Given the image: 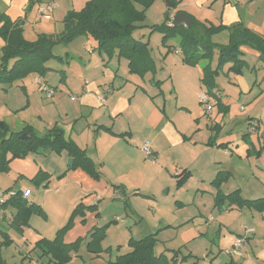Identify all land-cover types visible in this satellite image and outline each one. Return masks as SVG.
<instances>
[{
	"label": "rangeland",
	"instance_id": "374dc122",
	"mask_svg": "<svg viewBox=\"0 0 264 264\" xmlns=\"http://www.w3.org/2000/svg\"><path fill=\"white\" fill-rule=\"evenodd\" d=\"M85 1L56 0L58 7L66 11V13L63 14V12H60L61 14L58 15L53 14L54 21L63 23L66 15L69 12H78ZM173 9L167 6L165 0H156L144 11V22L141 24L143 27L133 32V38L147 42L153 63V70L143 75L144 77L142 76L144 82H142L139 74L129 71L126 59L117 57L115 54L111 57L105 54H99L95 43L92 40H86L85 36H78L66 44L56 45L52 50L53 54L60 56L62 60L49 61L47 67L50 70L39 78L47 82V85H54L55 81H58L56 82L58 84L59 78L62 75L61 70H63L66 73L65 76L71 78V84L75 83V79H79L83 83L88 84L95 81L96 77H100L102 75V69L107 67L116 73L115 76L118 81H120V78H127L131 82L138 81L139 79L140 82L146 84L149 94H153L156 91V88L152 84H155L159 80L162 83L158 82L165 90V96L168 97L169 91L173 89L172 80L174 79L178 85L182 78L184 79V76H186L188 81H184L178 87L176 85L177 91L184 99L183 101L189 112L191 110L195 114L200 112L198 117L209 124V120L202 113V105L199 104L197 99V95L200 93L206 94L209 91H207L208 87L199 81L197 74L200 73V70L202 72L205 66H210L211 69L215 68L218 54L215 50L213 56L209 59H201L194 66L185 67L188 65L182 62L184 56L176 52L177 50L180 51L178 46V33L174 32V35H171L169 33L170 31L164 28L167 16L168 18L172 17L170 14H172L171 11ZM31 39H33L32 36L28 37L27 41H31ZM211 40L212 42L220 43L224 40V37L218 39L214 37ZM1 44L2 39L0 38ZM88 48L93 50V55L88 54ZM69 51L78 58L81 57L83 61H93L86 69H81V65L75 66L77 62L73 58H69ZM195 66H198L197 68L199 70L193 68ZM226 68L216 78L214 88L222 96H225L229 102L230 100L237 99L238 90L229 83L231 82L232 76H226ZM35 76L37 75L27 76L24 80L23 87L17 81L11 84L0 83V122L8 126L11 131H22L23 126L26 127V125H29L32 132L37 136H41L49 128L48 126H51L50 129L56 126L62 129L61 124L49 125L54 114H57L53 107L54 99L62 96L64 98L63 103L67 105L71 96L74 95H69L67 90L63 89L60 92L57 89L58 91L55 97L46 98L33 82ZM152 77L153 80H151ZM121 83L122 81L119 82L118 87ZM131 87L130 84L126 86V89H130L128 91L130 92L129 94H131ZM257 88L263 92L258 94L256 99L240 100L238 106L232 105L230 108L225 123L227 124L233 117H236L237 122L233 125L232 132L225 135L223 133V126L222 131L218 134L219 136H227L230 140L237 139L239 142L238 147L233 151L235 154L229 164H234L235 171L242 173L243 177L239 178L234 175L232 181L238 183L242 188L247 187L249 190H253V187H258L251 174V169L247 162L248 159L244 156L245 151L241 138L243 135H246V130L243 126L244 113L256 105L260 113H262L260 121V128L262 129L258 132H252V134L246 135L245 137L251 142L255 139V144L258 146L257 138L255 137L264 136V82H259ZM195 91L196 95H194ZM180 100H178L179 103H176L174 99L169 100V107L171 105V108L174 109L172 110L176 113L174 120L184 128H192L191 132H194L197 128L193 115L188 111L177 109V106L179 107L180 102H182ZM153 102L159 104L158 102L161 101ZM174 104L177 106L174 107ZM62 107L64 108V106ZM148 108L142 111L148 112ZM238 108H242V110ZM243 111L245 112L243 113ZM213 112L217 113L216 107ZM81 123H83V128H79L80 131L85 130V126L87 125L85 124L86 122ZM64 128L67 131L70 129L69 127ZM210 132L214 133L206 125L203 126L201 124L200 131L197 130L195 133L197 134L195 140L197 142H203L202 140L204 138L206 140ZM84 135L85 133L81 137L82 140H84ZM68 139L71 140L70 138ZM261 144L263 143L260 142L259 145ZM181 152H186L184 146L179 147V153L176 152L175 158L177 160L178 158H182ZM220 152L221 154L213 150L203 151L202 146H198L195 152H191V159L195 156H201L198 164L191 170L193 177L185 183H181L179 186L174 177L177 173L174 169H171V162L168 159L164 163H156L157 166H153V163L149 162V160L144 165L147 159L142 155L141 159L134 164V169L131 168L130 171L124 173L119 172V167L116 164V166H108L103 171L101 169L102 165L95 163L98 168L99 179H91L95 185V193L97 196L95 199L97 202L89 206H95L96 208L94 211H86L82 218L76 217L66 234L71 231L68 235H75L77 237L85 231V228L103 229L104 237L99 243V247L103 251L101 254L102 257L91 259V255L87 253L84 243H81L78 253L73 255L69 264H108V261L114 260L117 255L130 251L128 241L131 238L138 240L149 234L156 235L154 236L157 241L155 253H163L167 257L176 255L177 264H210V262H214V264H228V262L222 260L223 257L229 259V256L222 255L220 251L228 247V239L225 238L222 240L221 236L216 238L212 237V240L209 235L204 237L200 234V231L209 227L205 224V220L209 217L214 218L218 216V212L215 207L214 192L210 194L209 191H204L205 189L208 190V186H202L199 178L203 172L216 173L217 165L213 164L214 161H221L222 164H228L227 160L229 157L224 155L223 151L220 150ZM40 154L43 153H29L26 157L17 158L10 163L8 171L0 173V189L6 190L7 188H12L19 191L28 189L31 192V196L27 201L33 202L32 204L38 206L41 210L39 214H31L29 226L23 227L21 233L7 226L6 223L0 222V259L5 260L7 264H20L22 259L27 257V254L32 253L31 249L35 241L42 235L49 239L53 238L55 232L67 223L76 204L82 201L84 205L86 200L78 190L80 187L78 182L80 181L68 179L63 175H59L60 177H58L49 174L45 182L32 181L34 173L39 171V166H44L34 159ZM57 154L59 153L53 152L50 160L47 162L51 161L54 155ZM238 155L243 156L240 159ZM121 165L123 164L121 163ZM22 169L25 171H20ZM104 182H106V186ZM113 186L117 188L115 191H118L115 194L111 192ZM196 189H198V196L195 199L192 196L193 193H190V196L186 194V192H191ZM178 199H182V202L185 204L183 207L178 208L175 206L174 201ZM159 208L162 214L159 217L161 219L160 221H158L159 219L156 220L157 218L155 216L158 214ZM237 215L229 214L226 218H230V221L236 223V226H241V235H243L245 230L243 226L246 225L243 224L244 221L242 219L236 220ZM5 216L7 217V215ZM174 222L177 223L168 227L169 224ZM220 234H222V231ZM9 239H11V242L4 244ZM256 240L258 247L264 246V240ZM259 249L261 248L259 247ZM259 249L255 252H258ZM36 251L32 254L35 255V260L39 261ZM243 251L244 257H247V255L248 257H253L251 252L253 251V245L250 248L246 242ZM42 262L45 264L47 258H43ZM24 264H28V261H25ZM235 264L242 263L235 262ZM249 264H264V261L254 258Z\"/></svg>",
	"mask_w": 264,
	"mask_h": 264
},
{
	"label": "crops",
	"instance_id": "0c3cea01",
	"mask_svg": "<svg viewBox=\"0 0 264 264\" xmlns=\"http://www.w3.org/2000/svg\"><path fill=\"white\" fill-rule=\"evenodd\" d=\"M46 1L48 0H0V13L7 16L13 22L16 20H22L23 37L28 40V37L32 36L33 39H31L30 42H33L39 35H58L62 33L64 29L63 23L54 21L53 18V14L58 15L61 14L60 12H63V14L66 13V11L58 7V4H56L55 9L50 12L51 18L49 20H45L38 16L39 14L37 13V6L39 5V3H44ZM54 1L56 3V0ZM87 1L88 0H86L84 4ZM175 1L177 5L171 11L172 14L170 15H172V17L177 13H182L189 18L196 19L197 21L203 22L205 24H211L214 26L221 25L222 27L230 29H232L233 27L246 28L252 33L264 37V0ZM83 5L81 6V8L83 7ZM228 36L229 31L223 29L219 33L214 34L212 38L215 37L216 39H218L224 37V40L220 43H213L217 45H226L228 42ZM88 39L92 40L90 37H86V40ZM3 43L4 42L2 40L0 49L3 46ZM87 50L89 55H93L92 49L90 50L88 48ZM239 51L241 52L240 57L244 62V66L241 72L237 74L233 72H227L230 65H226L220 72H218V74L214 78L215 82L218 75L224 70L225 67H227L225 74H227L226 76H232L231 82L229 83H231L236 88V90H238L237 99H234L232 101L230 100L228 102L226 97L222 96L219 91L214 88L211 93L206 92L205 94L209 98L208 104L211 107L210 112L207 113L198 99L199 95L204 93H200L199 95H197L198 102L200 105H202L203 108L202 113L209 120V124L198 117L200 112L198 114H195L194 112H192V110L191 112H189L187 106H185V102L183 101L184 99L179 95L177 91V84L174 79L172 80L173 89L169 91L168 97L165 96V90L162 88V85L158 83L159 80L156 81L155 84H152V82L150 81L151 84L156 88V91L153 92V94H149L146 88V84L142 83L144 82L142 79L144 76H141L142 82H140L139 79L138 81L131 82L127 78H120V81H122V85L120 84L118 87L120 81L116 80V73L107 67L102 69V75L100 77H96L95 81L88 84L85 82L83 83V81H80L79 79H75V83L71 84V78L66 77V73L63 70H61L62 75L59 78V83L56 84V82L58 81H55L54 85L49 84L50 87L55 89V95L58 90L62 92L61 90L63 89L67 90V92H69V95H74L71 96L74 97V100L69 99L70 101H68L67 105L63 103L64 98L62 96L56 97L54 99L53 107L57 114H54L53 118L50 120L49 125L61 124V130L63 131L64 136L66 138H70L71 141L76 145V147L84 151L86 156L91 159L94 164H101V169H103V171H105L108 166L111 167L116 165H118L119 167V172L124 173L130 171L131 168L134 169V164H136L143 155L145 159H147L144 165L147 164L149 160V162L153 163V166H157L156 163H164L166 159H168L171 162V169H174V171H176L177 173L174 176L176 180L182 172L188 173V175L183 178L182 181V183H185L188 179L193 177V174H191V170L198 164L201 158V156L199 155L198 157L195 156L193 157V159H191V152H195L198 146H202L203 151L213 150L214 152L220 154L221 150L224 152V155L229 157V159L227 160L228 164H222L221 161H214L213 164L217 165L216 173L203 172L201 173L199 178L202 186H208V190L205 189L204 191H209L210 194L214 192L215 196L219 192L220 195L224 196L221 207H217L215 203L218 216L214 218L209 217L208 219H206L205 224L209 227L200 231L201 235H203L204 237L209 235L212 240V237L216 238L221 236L222 240L225 238L228 239V247L220 250L222 255L225 256L223 251L232 245L234 238L242 234V231L240 230L242 229L240 228L241 226H236V223L230 221V218H226L229 216V214H238L236 216V220L242 219V221H244L243 224L246 225L243 226L244 229L252 228L254 230L252 234L248 235V239L246 241L247 245L249 244L250 248L253 245V251H251L253 257H248V255L247 257H244V255L242 257L229 256V259L223 257L222 261H226L228 262V264H235V262L249 264L252 260H254V258L256 260L264 261V246H259L261 248L259 249L257 245L258 242L256 240H264V211L258 212L246 206L237 207L231 205L228 203V200L226 198L227 195H230L235 191H239L241 198L244 200H256L264 198V136L255 137L257 138L256 140L258 142V146L255 144V139L251 142L245 137L246 135L252 134V132L249 133L247 131L248 121H250L251 124H254L255 126V130L253 132H258L260 131V129H262L260 128L262 113H260V110H258V108L256 107L257 105L255 107L249 108V110L247 111L245 110L246 112L243 111V113L245 112L243 116V126L246 130V135L242 136L241 142H243L244 145V148L242 147L245 151L244 156L248 159L247 162L249 168L251 169V174L254 177L258 188L253 187V190H249L247 189V187L242 188L238 183L232 181L234 175L239 178L243 177L242 173H237L235 171L234 164H229V162H231L233 158V155L235 154L233 151L238 147L239 142L237 141V139L230 140L227 138V136L218 135L222 131L223 126V133L225 135L231 133L233 125L237 122L236 117H233L229 122H227V124L225 123L226 117L227 115H229V111L232 105L238 106L240 100L252 98L256 99L258 97V94H261L263 92L257 88V84L259 82H264V56L261 55L260 51L250 46H240ZM176 52L180 55L179 50H177ZM69 55V58H73V60L77 62L75 66H82L81 69H86V67L93 61H83L81 60V57L78 58L70 51ZM197 67L198 66H195L193 68ZM199 72L200 73L197 75L199 77V81L201 82L203 74L201 70ZM24 80L18 82V84L22 87L24 85ZM151 80H153V77ZM184 81H188L186 79V76H184V79L182 78L179 84L184 83ZM128 84L132 86L131 94H129L130 92H128L130 91V89H126V86ZM107 88L111 90V93L107 95L106 103L103 105L99 103L97 98L99 96L105 95V90ZM194 95H196V91L194 92ZM173 99L176 100V103H179V99H181L180 101H182L180 102L181 104L179 107L176 104H174V107L177 106V109L188 111L189 113H191V115H193L194 120L196 121L197 128L194 132H191L192 128H184L183 126H181V124H178V122L174 120L176 113H174V109L171 108V105L169 107V100ZM159 100L161 101L158 102L160 105L153 102ZM62 106H64V108ZM215 107L217 108V113L213 112ZM145 108H148V112L142 111ZM167 108L169 109L166 110ZM238 109L241 110V108ZM83 119H85V121H83ZM81 122H86L85 124L87 125L85 126V130L80 131L79 128H83V123ZM201 124L203 126L206 125V127L214 133L210 132L206 140L205 138H202L203 142H197L195 140L197 134L195 133L197 132V130L200 131ZM26 127L30 126L26 125ZM48 127L49 128H47V130L42 135H44L51 126ZM64 127H69V131L65 130ZM24 128L25 126H23V129ZM83 133H85L84 140L81 139ZM144 142L149 143V148L152 152L154 160L147 158L141 151V146ZM260 142H262L263 144L259 145ZM180 146H184V150H186V152H181L182 158H178L177 160L175 158L176 152L179 153ZM52 154L53 153H43L34 158L35 160L39 161V163H42V165H44L39 166L38 169L45 171L48 175L51 174L58 177L63 175L68 179L80 181L78 182V185L80 186L78 190L82 193L84 198H86L84 205L89 206L96 204L97 200L95 199V197L97 196L95 193V185L92 183L91 177L88 176L80 168L71 169L72 166L69 167L67 165V161L71 158L67 155L66 152H61L60 154L54 155V158L51 161L47 162L48 160H50ZM242 156L238 155V158L241 159ZM121 163L123 165H121ZM20 171L25 170L22 169ZM220 172L223 173L226 178L224 182L220 184V187L217 191V189L213 185H211V183L216 175ZM36 173H34V176L36 175ZM104 185L106 186V182H104ZM115 190H117V188H114L113 186V189L111 191L112 194L113 192L114 194L118 192ZM197 192L198 189L191 192H186V194L190 196V193H193L192 196L195 199L198 196ZM30 196L31 192L29 197ZM28 203L30 204L33 202ZM80 203L83 202L81 201ZM174 204L178 208L185 205L182 202V199L174 201ZM2 212L3 215L2 217H0V222L6 223L7 226H10L16 230L15 227L10 225L15 212L14 209L4 208L2 209ZM5 215H7V217ZM161 215V209L159 208L158 214L155 215L157 218L156 220H158ZM160 220L161 219H159L158 221ZM176 223L177 222L169 224L168 227H170L171 225H175ZM91 229V227L85 228V231L81 234L82 236L79 235L77 237L75 235H68L71 232L70 231L69 233L64 235L63 241L64 243L68 244L74 242L78 238H82L83 243L85 244L87 241L88 233ZM221 231L222 234H220ZM227 232L230 234H228ZM41 238L49 239L42 235L36 241ZM8 242H11V239H9V241L5 242L4 244ZM258 249L259 251L255 252ZM36 252V255L39 256L40 253L38 251ZM32 253L27 254L28 260L26 259L25 261H29L28 264H38L37 260H35L34 258L35 255H33ZM238 258H240L241 261L238 260ZM24 262L20 264H24ZM0 264L7 263L5 262V260L0 259ZM210 264H214V262H210Z\"/></svg>",
	"mask_w": 264,
	"mask_h": 264
},
{
	"label": "trees",
	"instance_id": "16d2710c",
	"mask_svg": "<svg viewBox=\"0 0 264 264\" xmlns=\"http://www.w3.org/2000/svg\"><path fill=\"white\" fill-rule=\"evenodd\" d=\"M156 0H89L78 12H69L63 20L64 29L58 35H39L33 42L23 37L22 20L11 21L7 16L0 13V38L3 46L0 49V83L20 82L29 75L43 76L50 70L47 63L51 60H59L60 56L53 54V48L58 44H66L75 37H90L97 46L99 54L108 57L116 55L123 57L128 63L131 73L145 75L153 70V63L147 42L133 38V32L143 27L144 11ZM172 8L177 3L170 0ZM189 27L169 25L170 18H166L165 29L171 35L178 33V46L180 53L184 56L182 62L188 66H194L201 59H209L213 52H217L215 68L205 66L202 70L201 82L208 88L209 93L214 89V78L226 65H230L227 72L240 73L244 62L241 59L240 46H250L264 56V37L252 33L246 28L233 27L225 28L221 25L214 26L205 24L190 18ZM153 29V28H151ZM223 29L229 31L226 45H217L212 42L214 34ZM34 80V79H33ZM159 83V82H158ZM251 123L248 121V124ZM21 135L27 138L21 139ZM61 153L66 152L73 160L71 169L80 168L88 176L99 179L97 166L89 159L85 152L64 136L63 131L53 127L44 135L37 136L30 127L22 131H11L8 126L0 122V173L9 170L10 163L17 159L26 157L29 153ZM188 173L182 172L177 179L178 186ZM48 174L39 170L32 178L34 182H45ZM223 173H218L211 185L217 191L220 184L224 182ZM11 190V189H6ZM13 190V189H12ZM16 191V190H15ZM17 196L7 201L2 209H14L11 226L18 232L23 227L29 226V218L32 213H41L38 206L28 203L21 197V191H16ZM228 203L237 207L246 206L258 212L264 211V198L256 200H244L239 191L226 196ZM223 195L219 192L215 196L217 207H221ZM95 206H84L82 203L73 209L67 223L57 230L51 239L41 238L36 241L31 252L37 250L40 255L38 264H43V258H47L45 264H69L73 255L79 251L82 238L72 243H64L63 238L71 228L76 217H84L86 211H94ZM83 222V221H82ZM103 229H92L88 233L87 241L84 244L87 253L95 259L101 256L102 250L99 247L103 239ZM156 235L150 234L142 239H130L128 246L130 251L120 254L108 264H177L176 255L167 257L165 254H156ZM6 242V241H5ZM4 242V243H5ZM26 258L22 259L23 263ZM28 260V259H27ZM29 262V261H28ZM85 264V263H82Z\"/></svg>",
	"mask_w": 264,
	"mask_h": 264
},
{
	"label": "built area",
	"instance_id": "2783aa9c",
	"mask_svg": "<svg viewBox=\"0 0 264 264\" xmlns=\"http://www.w3.org/2000/svg\"><path fill=\"white\" fill-rule=\"evenodd\" d=\"M55 7H56L55 1L54 0H48L44 3H39V5L37 6V11H38V14L41 18H43L45 20H49L51 18L50 12L52 10H54ZM169 25H171V23H169ZM33 82L38 86L39 91L43 95H45L46 98H52L55 95V89L50 87L49 85H47V83L45 81H43V79L36 77V78H34ZM110 93H111V90L109 88H107L105 90V95L99 96L97 98L99 103L104 105L106 103V97ZM198 99H199L200 103L203 105L205 111L207 113H209L211 110V107L208 104L209 98L205 94H200ZM71 100H74V97H71ZM241 110H242V108H241ZM254 130H255L254 124L249 123L247 126V131L249 133H251ZM141 151L143 152V154L147 158L154 160L152 152L149 148L148 142H145L142 145ZM29 195H30L29 190H25L21 193V197L23 199H27L29 197ZM16 196H17V192L15 190H12V189L11 190H2V189H0V217H2V215H3L2 206L7 201H9L11 198H14ZM253 232H254V230L252 228L245 229L244 234L234 238L232 245L229 248L225 249L223 251V253L227 256H230V257H242L244 245L248 239V235L252 234Z\"/></svg>",
	"mask_w": 264,
	"mask_h": 264
},
{
	"label": "water",
	"instance_id": "95a60500",
	"mask_svg": "<svg viewBox=\"0 0 264 264\" xmlns=\"http://www.w3.org/2000/svg\"><path fill=\"white\" fill-rule=\"evenodd\" d=\"M165 3L167 4V6L169 8H171L172 4L170 2V0H165ZM191 24V20L188 16H186L185 14L182 13H177L175 14L172 18H171V25L172 26H184V27H189ZM27 138L26 135H21V139H25ZM72 159H69L67 162V165L69 167L72 166Z\"/></svg>",
	"mask_w": 264,
	"mask_h": 264
}]
</instances>
